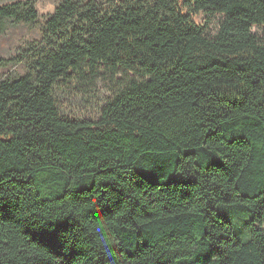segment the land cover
<instances>
[{
	"label": "trees",
	"instance_id": "trees-1",
	"mask_svg": "<svg viewBox=\"0 0 264 264\" xmlns=\"http://www.w3.org/2000/svg\"><path fill=\"white\" fill-rule=\"evenodd\" d=\"M101 70L137 81L66 117ZM0 264H264V0H62L0 56Z\"/></svg>",
	"mask_w": 264,
	"mask_h": 264
},
{
	"label": "rangeland",
	"instance_id": "rangeland-1",
	"mask_svg": "<svg viewBox=\"0 0 264 264\" xmlns=\"http://www.w3.org/2000/svg\"><path fill=\"white\" fill-rule=\"evenodd\" d=\"M12 1L18 0H0V5ZM34 1L39 13L38 24L10 29L6 35L0 37V56L15 54L23 45L40 39L42 25L62 0ZM215 26V24L211 25L213 33ZM11 70H21V68L13 67ZM85 75H89V71H86ZM134 81H137V78L132 74L112 75L106 70H101L98 77L85 78L79 83L64 85L58 89L56 96L60 109L66 117L95 119L109 100ZM248 217V214H239V223L244 224Z\"/></svg>",
	"mask_w": 264,
	"mask_h": 264
}]
</instances>
